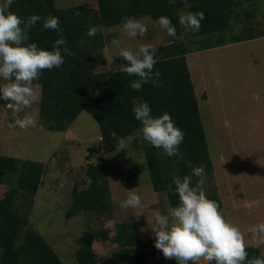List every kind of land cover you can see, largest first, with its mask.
Here are the masks:
<instances>
[{
  "label": "trees",
  "instance_id": "trees-1",
  "mask_svg": "<svg viewBox=\"0 0 264 264\" xmlns=\"http://www.w3.org/2000/svg\"><path fill=\"white\" fill-rule=\"evenodd\" d=\"M93 1L94 6L89 2L60 7L56 0H13L10 6V11L24 19L31 14L59 17L62 32L43 28L42 21H38L28 30L30 41L51 49L54 41L62 34L72 51V55L65 57L63 65L43 69L39 79L32 82L41 86L39 127L66 131L76 117L86 110L100 126L99 149L102 154H108L119 147L117 139L110 135L113 130L123 139L135 133L143 138L141 123L136 120L132 111L134 101L137 104L149 102L153 115L169 112L175 124L185 133L180 145L183 158L169 157L164 154L163 149H157L151 144L145 147V155L154 190L166 192L174 207L179 202L178 194L167 188L173 177L189 174L190 165H203L206 172H212L214 167L188 63L189 53L264 37V28L246 35L247 28L251 29L253 16H249L248 8L242 9L245 19L241 11L234 13L235 0H189L191 9L184 7V0ZM183 8L186 11L205 13L198 34L216 36L214 32L227 28V34L231 37L215 39L213 46L191 48L185 39L180 38L182 30L186 29L179 24L178 19V14L185 12ZM261 8L264 10V7ZM129 15H148L155 21L159 16L167 15L177 29L175 37L168 36V44L158 47L159 59L154 69L160 70L161 83H146L139 91L130 87V82L138 77L129 76L122 71L118 61L112 62L111 68L107 70H96V55L108 43L106 30L122 23L123 17ZM263 15L257 14L256 18L262 19ZM239 23L243 24L240 31L235 26ZM90 25L97 26L95 36L87 35ZM229 28L232 29L230 34ZM44 171L42 161L0 153V184L9 186L4 196L0 197V264H68L60 258L46 236L30 224L29 213L41 186ZM86 173L89 184L82 188L75 185L72 189V203L65 213L67 221L82 211L88 216H112L114 213L107 165L102 157L98 163H90ZM124 177L127 188L139 186L138 170L125 173ZM196 180L197 177H193L192 182L195 183ZM208 195L219 201L227 219L220 190L215 189ZM141 223V220L117 221L114 234L110 233L109 227L91 228L90 236L78 247L74 264H149L148 258L157 254L154 249L155 239L145 240L142 237ZM94 239L110 240L115 243V247L100 256L95 251ZM246 251L249 259L264 258L263 249L258 244L246 246Z\"/></svg>",
  "mask_w": 264,
  "mask_h": 264
},
{
  "label": "rangeland",
  "instance_id": "rangeland-1",
  "mask_svg": "<svg viewBox=\"0 0 264 264\" xmlns=\"http://www.w3.org/2000/svg\"><path fill=\"white\" fill-rule=\"evenodd\" d=\"M89 2L95 5L93 0H56L60 7ZM235 3L234 13L241 11L245 19L242 9L248 8L249 16H253L251 29L247 28L246 35L264 28V15L262 19L256 18L257 14H264L261 8L264 7V0H235ZM136 18L147 26L144 36H129L122 23L110 27L105 32L109 38L107 46L96 55L97 71L111 68L114 61H118L120 66L124 63L116 55L120 47L136 50L144 43L157 47L168 44L169 35L154 19L148 15ZM242 25H235L236 29L240 31ZM186 29L182 30L180 38L194 49L213 46L215 39L231 37L227 28L214 32L216 36L198 34L199 29ZM231 30L229 28V34ZM114 40L118 44H114ZM188 63L191 64L214 165L212 172H206L203 188L207 194L220 190L227 220L240 227L246 246L258 244L264 253V233L249 231L252 225L264 222V37L202 49L189 57ZM204 84L210 96L200 90L199 85ZM32 87L36 98L32 104L22 106L19 113L21 117L25 113L34 117L35 125L28 129L9 127L15 117L6 105L8 101L0 99V153L42 161L45 167L41 186L29 213L30 224L46 236L60 258L68 264L76 262L78 247L90 236L91 228L109 227L110 233L114 234L117 221L141 220L142 237L145 240L155 239L152 229L154 211L158 209L168 214V209L173 206L166 192L153 188L145 155V147L150 143L135 133L124 139V150L118 147L111 153L102 154L99 149L100 126L86 110L66 131L40 128L38 107L41 86L32 84ZM101 157L107 165L114 202L113 215L88 216L82 211L67 221L65 213L72 203L73 187L82 188L89 184L88 165L98 163ZM133 170H138L140 184L134 188H137L144 204L138 209H123L120 201L126 197L128 189H132L126 187L124 176ZM8 188L0 184V197ZM93 244L100 256L115 247L110 240L94 239ZM154 249L157 254L148 258L149 264H178L174 258H166L162 250ZM199 264L209 262L201 258Z\"/></svg>",
  "mask_w": 264,
  "mask_h": 264
},
{
  "label": "clouds",
  "instance_id": "clouds-1",
  "mask_svg": "<svg viewBox=\"0 0 264 264\" xmlns=\"http://www.w3.org/2000/svg\"><path fill=\"white\" fill-rule=\"evenodd\" d=\"M13 0L0 3V99L8 101L14 119L9 127L17 126L28 129L35 125L32 115L25 113L19 116L22 106L32 104L36 94L32 82L38 80L43 69L59 68L65 57L72 55L67 46V39L59 35L51 49L40 47L38 42L30 41L28 30L38 21L42 27L62 32L59 17H42L31 14L26 19L10 11ZM184 7L192 8L189 0H184ZM205 18L203 11H181L178 14L179 24L185 28L198 30ZM169 36L177 34L176 25L167 15H161L156 21ZM123 30L131 37H143L147 26L135 16L122 19ZM97 26L90 25L87 35L95 36ZM118 44V41H113ZM122 58V71L129 76H136L130 87L137 91L144 84L159 85L161 72L154 69L159 59V49L152 43L141 44L138 49L120 47L116 54ZM40 85V84H39ZM197 95V93H196ZM136 120L140 121L143 138L157 149H163L167 156L182 159L180 145L184 140V131L175 124L167 111L153 115L149 102L139 104L133 102L132 109ZM110 135L117 139L121 150L126 148L125 141L113 130ZM191 172L184 176L175 175L172 183L167 185L168 191L178 194L179 202L164 214L158 209L154 211L152 223L154 244L162 250L166 258H174L178 264H199L201 258L215 264H264V258H248L244 236L237 224L227 220L219 201L212 199L203 188L207 179L203 165L191 166ZM193 177L199 179L193 184ZM173 184L175 187L173 188ZM144 204L137 188L128 189L126 197L120 201L123 209H138ZM252 233H264V222L252 225Z\"/></svg>",
  "mask_w": 264,
  "mask_h": 264
},
{
  "label": "crops",
  "instance_id": "crops-1",
  "mask_svg": "<svg viewBox=\"0 0 264 264\" xmlns=\"http://www.w3.org/2000/svg\"><path fill=\"white\" fill-rule=\"evenodd\" d=\"M205 49H207V48H205ZM209 49H211V48H209ZM198 51H200V50H196V51H192V52H190L189 53V57L191 58V56H193V55H195V53H197ZM196 64V60H195V62H194V65ZM189 66H190V69H191V64L189 63ZM199 88H200V90H202V92H203V90L205 91V93L207 94V96H210L209 95V91H208V89H207V87L205 86V84H204V86H200L199 85ZM196 93H197V91H196Z\"/></svg>",
  "mask_w": 264,
  "mask_h": 264
}]
</instances>
